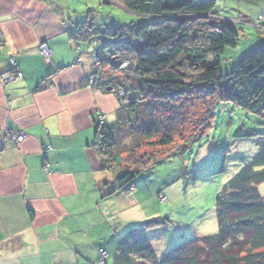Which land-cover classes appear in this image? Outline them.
Returning a JSON list of instances; mask_svg holds the SVG:
<instances>
[{
  "label": "crops",
  "instance_id": "crops-1",
  "mask_svg": "<svg viewBox=\"0 0 264 264\" xmlns=\"http://www.w3.org/2000/svg\"><path fill=\"white\" fill-rule=\"evenodd\" d=\"M96 1L0 0V75L10 70V57L22 75L0 83V264H95L99 248L111 264L120 238L150 215L131 209L144 202L138 188L103 198L114 176L94 147L96 117L114 122L119 102L102 91L105 72L90 54L100 39L88 46L71 39L77 25L93 24ZM232 1L239 6L222 2L213 15L244 38L245 26L230 19L256 21L264 0ZM257 34L255 48L264 44V33ZM42 44L49 57L40 54ZM15 133L25 135L20 144L10 140ZM258 191L264 196V183Z\"/></svg>",
  "mask_w": 264,
  "mask_h": 264
},
{
  "label": "trees",
  "instance_id": "trees-1",
  "mask_svg": "<svg viewBox=\"0 0 264 264\" xmlns=\"http://www.w3.org/2000/svg\"><path fill=\"white\" fill-rule=\"evenodd\" d=\"M105 2L142 20L129 27L116 23L95 26L87 21L77 25L71 36L73 42L86 46L103 38L108 46L100 55L108 52L106 66H111L112 60L119 65L128 63L124 71H115L124 73L123 81L107 76L102 87L104 92L114 87L127 91V96L117 98L114 122L106 125L104 121L96 129L95 150L104 169L114 176V181L103 187L111 188L103 198L132 194L141 176L165 158L145 155L140 159L139 154L147 146L167 149L182 136L184 120L176 111L185 100L212 103L202 132L210 128L219 103L231 104L264 121V44L243 54L231 72L223 74L221 60L228 49H236L240 35L230 25L211 21L218 0ZM202 134L190 143L199 142ZM233 140H256L258 152L251 160H243L239 172L219 193L216 234L158 254L149 232L169 222L153 220L120 238L111 264H264V196L258 191L264 183V135L258 138L241 127ZM106 262L109 264L108 254Z\"/></svg>",
  "mask_w": 264,
  "mask_h": 264
},
{
  "label": "rangeland",
  "instance_id": "rangeland-1",
  "mask_svg": "<svg viewBox=\"0 0 264 264\" xmlns=\"http://www.w3.org/2000/svg\"><path fill=\"white\" fill-rule=\"evenodd\" d=\"M222 2L228 9L229 5L239 6L232 0H218L215 8L217 12L222 10ZM94 6L89 9L95 10V26H107L109 22L114 21L120 26L129 27L142 20L114 4L106 3L105 0H97ZM209 17L214 24L224 22L218 16ZM229 23L232 26H245L246 36L240 37L236 49H228L223 56V74L231 72L241 56L257 46V31L264 33V20L259 18L256 21H247L238 17L230 19ZM106 46L108 45L105 40L100 38L95 47H88L91 48L90 54L93 55L95 64L104 66L103 76L123 81L122 71L115 72L118 68L111 69V66H106V61L109 60L108 52L100 55ZM181 105L182 108H178L181 110L177 109L176 112H180L181 120H184L182 136L176 138L174 144L167 149L147 146L139 154L140 159L145 155L165 157L141 176L135 194L144 202H134L135 206L131 208L133 211L150 213L143 223L157 219L168 220L167 225L150 232L152 246L158 254L181 246L191 239L216 234V199L226 183L239 172L243 159L251 160L257 150L256 140L234 142L233 137L241 127L258 134V138L264 135V121L260 117L247 115L226 103L217 104L210 128L207 132H202L212 103L203 105V102L185 100ZM105 124L108 125L109 122ZM201 133L203 134L199 142L190 143L199 135L201 137ZM221 168L223 173H217ZM163 198L164 200H161Z\"/></svg>",
  "mask_w": 264,
  "mask_h": 264
},
{
  "label": "built area",
  "instance_id": "built-area-1",
  "mask_svg": "<svg viewBox=\"0 0 264 264\" xmlns=\"http://www.w3.org/2000/svg\"><path fill=\"white\" fill-rule=\"evenodd\" d=\"M259 20H264V11L261 12ZM112 26H115V24H112ZM2 45H3V37L1 34V30H0V49H1ZM39 52L44 57H49V55H50V51L48 50V47L45 44L40 45ZM8 65L10 67V70L2 73L0 75V83L2 86L13 82L17 78L22 77V75L17 70H15V69H17V65H16V62H15L13 57H10L8 59ZM127 68H128L127 62H123L118 66V70H125ZM95 79H96V76H93L92 82H95ZM110 91H111V93L114 94V96L116 98H124L125 96H127V91H126L125 87L110 88ZM96 121L99 125H103L104 121H105V117L103 115H97ZM24 138H25V135L22 133H15V134L10 135V140L12 142H14L15 144H20L21 142H23ZM48 149H49V147H46V146L43 147V160H44L43 168H44V171L46 173L50 172V165L47 162V153H46V151H48ZM161 200H164V198ZM98 255H99V258H98V261L96 264H107V262H106L107 253L104 250L99 249Z\"/></svg>",
  "mask_w": 264,
  "mask_h": 264
},
{
  "label": "water",
  "instance_id": "water-1",
  "mask_svg": "<svg viewBox=\"0 0 264 264\" xmlns=\"http://www.w3.org/2000/svg\"><path fill=\"white\" fill-rule=\"evenodd\" d=\"M111 66H112V67H115V68H118L119 64H118V62H116V61L113 60V61L111 62ZM107 91H110V88H108Z\"/></svg>",
  "mask_w": 264,
  "mask_h": 264
}]
</instances>
